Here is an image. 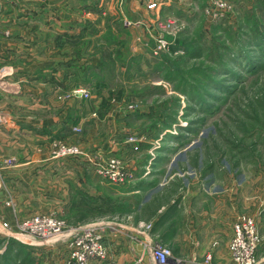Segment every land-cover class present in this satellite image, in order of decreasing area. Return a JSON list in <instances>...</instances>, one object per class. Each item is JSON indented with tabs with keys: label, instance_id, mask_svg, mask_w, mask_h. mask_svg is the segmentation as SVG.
Masks as SVG:
<instances>
[{
	"label": "rangeland",
	"instance_id": "1",
	"mask_svg": "<svg viewBox=\"0 0 264 264\" xmlns=\"http://www.w3.org/2000/svg\"><path fill=\"white\" fill-rule=\"evenodd\" d=\"M0 73V114H10L0 115L6 138L15 139L17 119L31 118L35 75V86L53 96L50 101L46 91L39 93V106L53 103L55 119H62L63 109L65 121L69 117L70 137H53L52 150L63 144L97 161L116 158L130 176L114 186L98 173L101 210L76 205L20 214L8 195L5 208L15 222L0 220V264H67L66 244L19 229V221L39 215L54 216L68 229L108 231L107 258L89 264H155L141 240L135 260H121L126 243L117 253L108 243L110 234L125 235L120 226L131 216L136 229L153 227L151 209H131L142 196L117 195L143 183L144 172L156 206L192 189L223 196L227 210L235 206L239 214L235 223L255 220V256L264 260V0H0ZM98 138L105 140L101 151L94 149ZM159 184L166 185L163 199L153 197ZM148 230L151 242L171 251V264L233 263L234 230L225 261L210 252L193 259L165 232L154 239Z\"/></svg>",
	"mask_w": 264,
	"mask_h": 264
},
{
	"label": "crops",
	"instance_id": "2",
	"mask_svg": "<svg viewBox=\"0 0 264 264\" xmlns=\"http://www.w3.org/2000/svg\"><path fill=\"white\" fill-rule=\"evenodd\" d=\"M21 19L25 17L22 16ZM2 75L3 73H0V76ZM37 78L38 76L30 75L32 85L30 96L33 102L37 99L34 104L30 103L31 118L17 119V123L14 124V140L10 137L6 138L4 131L0 130V213L3 211L0 214V220L5 218L7 221L11 220L12 223L15 219L13 220L9 214L11 211L5 208L8 195L15 198L16 208L20 214L69 211L76 205L101 210L104 204L102 193L96 190L98 181L102 178L98 175L96 165L98 161L94 157L91 155L72 159L54 157L50 143L56 136L62 139L70 137L69 117L65 121V109H63L62 119H55L53 103L46 102L44 107L39 106V93L46 91V98L49 100L50 97V101L53 96L52 90H39L38 85L35 86L38 84ZM17 80L24 83L21 77L19 79L17 77ZM24 80L28 83L27 78ZM104 86V84L96 85L98 88ZM14 90L19 93L20 87L15 84ZM27 101H29L28 98ZM0 115L10 118V114L6 112ZM93 136H90V139H93ZM97 140L98 142L93 143L94 149L101 151L102 147H99V144L105 140L102 138ZM115 148L118 149L119 145ZM3 155L6 158H12L13 164L5 165ZM137 174L140 178L142 173ZM142 178L144 181L142 180L143 183H140L138 187H129L130 189L122 192L119 190L117 195L128 198L142 196L141 203H135L131 209L140 212L151 209L154 212L151 219L153 225L151 237L161 238L162 233L165 232V239L181 244V251L187 250L193 259L205 258L209 252L213 253L215 259L223 261L228 259L233 225L239 218L235 206L227 210L223 196L215 198L211 190L202 192L201 190L194 191V189L182 193L177 192L174 197L162 200L160 205L156 206L153 205L155 198L152 199L150 191H147L151 185L146 182V172ZM162 186L159 184V187L153 191V197L159 195L163 199V196H167L166 185ZM146 192L150 195L147 196ZM130 200L132 201L131 198ZM211 202H215L216 206L210 204ZM131 218L128 221L129 224L119 225L125 231V235H122L123 231H121L108 236V243L114 245V250L117 249L114 253L119 252L121 245L126 243L127 252L124 253V249L119 252L121 260L137 259L142 253L138 243L140 240L143 242L150 239L148 234H141L138 228L136 229L138 222H135L133 216ZM147 221H149L148 218H146ZM134 237L139 240H135Z\"/></svg>",
	"mask_w": 264,
	"mask_h": 264
},
{
	"label": "built area",
	"instance_id": "3",
	"mask_svg": "<svg viewBox=\"0 0 264 264\" xmlns=\"http://www.w3.org/2000/svg\"><path fill=\"white\" fill-rule=\"evenodd\" d=\"M55 147L56 150L53 151V154L56 158L77 157L82 154L78 147L63 144L59 148L58 145ZM96 165L98 173L105 180L112 182L114 186L121 185L130 179L119 159L98 161ZM7 205L10 206L12 203L9 202ZM256 226L255 220L250 217H242L233 225L234 237L230 246L233 256L232 264H264V260L258 262L255 256L258 247ZM152 228L151 225L141 224L138 231L145 234L146 229L150 231ZM19 229L23 233L40 237L43 240L66 244L68 248H71V257L67 264H89L107 258V248L103 247V241H105L108 231L99 230L98 227L92 225L68 229V225L64 221L54 216L39 215L26 218L22 222L19 221ZM150 240L151 238L143 242L145 247L149 248L145 249L150 251L154 263L171 264V251L163 244L158 242L154 244ZM211 257L209 255L208 259L210 260Z\"/></svg>",
	"mask_w": 264,
	"mask_h": 264
}]
</instances>
